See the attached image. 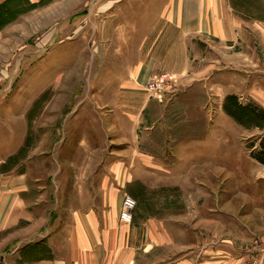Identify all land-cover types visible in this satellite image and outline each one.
Returning <instances> with one entry per match:
<instances>
[{"label":"crops","instance_id":"0c3cea01","mask_svg":"<svg viewBox=\"0 0 264 264\" xmlns=\"http://www.w3.org/2000/svg\"><path fill=\"white\" fill-rule=\"evenodd\" d=\"M101 1L90 6L92 12L98 9V13L108 14V22L116 21L111 28L108 23V38L97 44H107L109 60L121 62L117 69L122 74L115 87L129 94L123 101L107 103L108 114L115 121L119 119L117 124L123 121L127 129L122 139L128 147L103 151L109 158L107 163L100 159L97 146L78 150L70 165L83 174L82 182L70 195L64 176L66 166L53 165L52 155L47 158L50 163L43 164L46 176L38 182V188L40 178L29 163L2 170L0 264H239L240 260L229 256L225 241L216 246L206 243L211 235L204 228L210 226L211 213L202 212L196 222L195 211L189 208L205 199L203 194L196 199L192 196L200 187L199 175L226 155L227 116H219V123H225L220 124L214 143L208 146L212 135L207 134L209 119L200 116L202 104L148 101L142 96V87L151 75L168 70L187 75L193 87L214 82L223 93L260 91L256 78L248 80V75L238 72L229 74L228 63L213 70L216 60L207 41L214 38L225 48L236 46L249 38L244 29L259 25L254 21L246 24L235 15L230 0H117L116 5L100 8ZM1 40L4 37L0 36ZM224 54L219 63L227 61ZM236 57L239 59V55ZM193 106L198 107L196 113ZM92 123L101 125L100 117L92 114ZM142 125L146 132L139 135L137 126ZM197 125L203 126L202 132H197ZM160 127L169 134L161 146L148 137ZM1 139L0 149L5 145L7 153L0 157V166L22 146L14 152L12 141L4 144ZM166 157L173 159H161ZM93 173L95 179L91 180ZM164 186L182 191L187 213L165 216L136 211L130 223L119 220L123 195L139 201L149 190ZM198 240H203L206 247L200 256Z\"/></svg>","mask_w":264,"mask_h":264},{"label":"rangeland","instance_id":"374dc122","mask_svg":"<svg viewBox=\"0 0 264 264\" xmlns=\"http://www.w3.org/2000/svg\"><path fill=\"white\" fill-rule=\"evenodd\" d=\"M95 1L48 0L19 13L0 28L3 29L0 36L4 37L0 42L1 141L11 140L14 152L25 143L26 149L13 166L22 168L29 163L40 178L36 182L37 188L38 182L46 176L43 164L50 163L47 159L50 155L53 165L65 164L68 195L82 182L83 174L73 171L70 165L78 150L97 146L100 159L107 163L109 158L103 156V151L128 147L122 139L126 126L122 120L117 124L119 119L116 118V122L113 115L108 114L107 107L110 101H123L129 95L115 87L118 75L122 74L117 69L121 62L109 60L111 54L107 44H97L98 40L108 38L109 26L113 27L116 20L109 19L108 26L107 13H98V9L92 12L90 6ZM101 3L100 8H104L116 5L118 1L102 0ZM230 3L235 15L246 24L256 22L259 27L244 29L249 38L232 47L225 48L216 39H208L211 55L216 60L212 68L216 70L228 63L229 74L238 72L248 75V80L256 78L260 91L223 93L214 82L202 88L199 83L193 87V81L188 82L187 75L165 70L149 77L142 87V96L160 103L189 100L193 104H202L200 116L205 121L209 119L207 134L212 135L211 140L208 138V146L214 143L220 124L225 123H219V116H227V141L223 147L226 155L199 175L200 189L192 192V196L196 199L203 194L205 199L189 208L191 212L195 211L196 222L202 212L211 213L210 226L204 228L211 235L206 243L216 246L225 241L229 256L240 260L239 264H264V164L250 155L264 137V122L244 113L243 121L239 123L224 107L227 96L233 94L241 105L256 104L264 109V0H230ZM13 21L17 22L11 23ZM100 48H104L103 52L97 51ZM222 50L228 59L219 63L220 55H225ZM194 67L198 66L194 64ZM162 72L172 76V85L164 84L158 93L151 91V79ZM232 77L235 79L234 75ZM197 108L193 106L192 111L196 113ZM92 114L97 119L100 117L101 125H93ZM143 127L137 126V134L141 131L145 134ZM202 127L197 125V132H202ZM168 135L160 127L148 137L161 146ZM5 149V145L1 147L0 157L7 153ZM161 159L172 161L173 158ZM92 176L89 179H95L94 173ZM51 187L54 189V184ZM181 192L176 186L149 190L136 201L133 213L157 212L165 216L187 213V199ZM203 244V240L197 241V256L202 248H206Z\"/></svg>","mask_w":264,"mask_h":264},{"label":"trees","instance_id":"16d2710c","mask_svg":"<svg viewBox=\"0 0 264 264\" xmlns=\"http://www.w3.org/2000/svg\"><path fill=\"white\" fill-rule=\"evenodd\" d=\"M48 0H39L35 3H30L27 0H5L0 4V28L9 22L12 18H14L19 13L30 9L36 6L39 3H44ZM225 111L236 119L237 122L242 123L243 115L249 117H256L264 122V109L257 106L256 104H248L241 105L235 101V95L231 94L227 96V99L224 104ZM241 111V112H240ZM26 149L25 143L20 147L17 153L10 155L6 161L1 165L2 170H7V167H12L16 164L20 157L22 156V152ZM250 155L259 163L264 164V137L258 144V147L254 150H251ZM35 248V246L31 245V248ZM35 251V250H34ZM35 253V252H34ZM36 256V254H34Z\"/></svg>","mask_w":264,"mask_h":264},{"label":"built area","instance_id":"2783aa9c","mask_svg":"<svg viewBox=\"0 0 264 264\" xmlns=\"http://www.w3.org/2000/svg\"><path fill=\"white\" fill-rule=\"evenodd\" d=\"M171 80L172 76H170V74L167 72L154 75L149 84V89L156 93L161 92V89H163L162 86L164 84L168 85L169 87L172 85L170 83ZM135 206L136 200L131 195H123L118 212L119 220L124 223H130L132 221L133 210Z\"/></svg>","mask_w":264,"mask_h":264}]
</instances>
